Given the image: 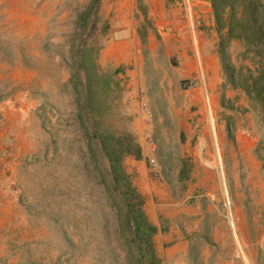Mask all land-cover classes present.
I'll return each mask as SVG.
<instances>
[{
	"label": "rangeland",
	"instance_id": "obj_1",
	"mask_svg": "<svg viewBox=\"0 0 264 264\" xmlns=\"http://www.w3.org/2000/svg\"><path fill=\"white\" fill-rule=\"evenodd\" d=\"M150 1L0 0V264H264V39L205 0L215 63L185 77Z\"/></svg>",
	"mask_w": 264,
	"mask_h": 264
},
{
	"label": "crops",
	"instance_id": "obj_2",
	"mask_svg": "<svg viewBox=\"0 0 264 264\" xmlns=\"http://www.w3.org/2000/svg\"><path fill=\"white\" fill-rule=\"evenodd\" d=\"M161 8L160 3L151 0L147 3L150 15L154 20L155 35H148L146 43L150 53L158 49L163 54H169L181 69L185 77L193 76L200 70L201 63L205 64L208 72L214 66L215 57L206 52V37L213 32L210 5L205 0H195L191 10L179 8ZM167 19V20H166ZM122 33L121 39L111 47L110 58L116 60L138 59L130 51V43L135 42V30L133 35ZM136 54V53H135ZM164 56V55H163Z\"/></svg>",
	"mask_w": 264,
	"mask_h": 264
},
{
	"label": "trees",
	"instance_id": "obj_3",
	"mask_svg": "<svg viewBox=\"0 0 264 264\" xmlns=\"http://www.w3.org/2000/svg\"><path fill=\"white\" fill-rule=\"evenodd\" d=\"M98 4L99 0H93V3L91 0L90 9H92L93 5L98 6ZM211 4L219 32L224 30V35L229 39L245 40L247 37L241 35V33H236V30H241L240 32L249 31L250 37H253L252 43L261 45L260 40L264 39V4L260 0H211ZM261 62V66H264V61L262 60ZM81 66L84 75L83 83L86 85V88H89L92 84L100 83L96 81L99 75L94 61L91 63V68L86 63H82ZM103 86L107 91L110 88V82L106 78H104ZM134 150L135 154L139 155L140 152L136 147ZM113 180L116 183L124 181V188L127 192H130L136 201H141L140 195L132 188L120 165H117L116 171L113 174ZM148 226L152 235L155 228L151 225Z\"/></svg>",
	"mask_w": 264,
	"mask_h": 264
},
{
	"label": "built area",
	"instance_id": "obj_4",
	"mask_svg": "<svg viewBox=\"0 0 264 264\" xmlns=\"http://www.w3.org/2000/svg\"><path fill=\"white\" fill-rule=\"evenodd\" d=\"M188 1V0H187Z\"/></svg>",
	"mask_w": 264,
	"mask_h": 264
}]
</instances>
